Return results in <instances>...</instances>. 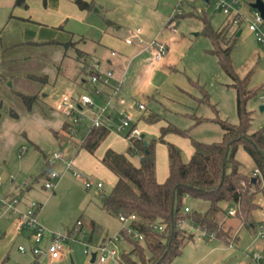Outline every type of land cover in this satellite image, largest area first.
<instances>
[{"label": "rangeland", "instance_id": "1", "mask_svg": "<svg viewBox=\"0 0 264 264\" xmlns=\"http://www.w3.org/2000/svg\"><path fill=\"white\" fill-rule=\"evenodd\" d=\"M8 1L0 0V193L11 183L22 186L28 184L31 178L47 169L48 155L65 149V145L59 143L48 126V119L58 118L53 105L62 92L72 90L74 93H87L94 100V106L105 97L101 94L100 99L95 98L88 73H79L77 79H84L83 85L78 83L76 86L69 79L74 73L78 74L79 68L74 48H68L57 73V59L62 55L63 40L50 37L49 30L39 21L26 20L29 25L26 26L25 34L23 18L9 15L12 5ZM88 1L94 5L84 11L83 17L77 18L71 14L64 21L66 28L61 24L57 27L61 31L65 28L74 32V38L77 34L84 36L82 48L97 57L110 56V51L114 50V58H123V67L119 71L113 70L111 82L117 84L121 79V95L128 101L145 103L144 109H132L134 117L138 119V126L145 128V139L156 137L159 129L168 124L186 130L189 136L170 132L166 135L168 139H165H172V143L182 149V156L186 159L190 147L189 137L204 142L221 139L223 130L213 118L238 122L236 91L231 85L233 80L218 64L216 55L211 51L212 41L202 31V21L196 15L203 10L210 17L212 27L217 28L223 18L229 16L217 9L213 2L207 4L203 0H192L198 13L178 16L174 21V29H171L172 23L167 22V13L175 0ZM253 1L238 0L237 5L246 17H251L254 11L250 6ZM181 6L185 8L182 3ZM136 28L140 29L143 42L126 44L124 39L133 38ZM261 30L264 34V22ZM101 37H108V41L105 44L98 43ZM152 41L156 44L150 47ZM158 44L165 46L160 59L155 58V47ZM230 60L233 71L240 78L247 77V87L253 90L246 103V108L251 110L250 130H264V107L260 108L264 105V99H259L264 95V45L248 30L246 22H243L241 33L235 38ZM102 66L104 63L100 62V68ZM55 74V82L44 84L36 78L43 75L53 77ZM41 93H47L44 101L34 102L29 107L21 96ZM11 109L17 113L16 117L11 115ZM116 114L107 122L109 134L94 153L82 148L74 160L82 174L92 180H101L103 187L86 188L81 177L73 175L71 169H66L54 189L42 186L44 178L41 175L30 189L16 194L24 201L40 200L42 206L37 216L39 222L49 232L67 235L61 242L62 254L53 259L40 258L38 264H96L94 260L91 261L93 249L88 247L89 253H85L84 243H97L105 235L120 232L122 224L118 217L101 206V195L110 191L114 176L109 169L97 163V158L110 138L117 140V145L125 143L115 135L118 122ZM146 116L156 120L147 123L143 119ZM196 117H204L206 120L196 122ZM88 121L89 115L84 122ZM76 142L80 143L78 138ZM235 157L240 162V170L251 176L254 163L241 145L237 147ZM163 159L165 166L167 159L165 156ZM57 163L55 169L62 172L63 161ZM258 200L261 207L257 209V217L262 218L264 197ZM186 205L190 209L204 210L208 202L192 198L186 201ZM77 220L84 221V229L87 231L83 241L78 232H72ZM91 220L94 221L93 230ZM260 221L256 222V232ZM181 226L193 232V239L186 242L181 252L170 262L160 264H260L263 261L262 258L254 260L250 255L257 250L263 253L264 237L258 236L253 240L254 233L244 234L245 227L240 228L238 233L243 242H239L238 246L236 243L228 246L222 239L208 237V233L202 235L198 228L191 230L194 225L189 222ZM11 227V218L0 209V264H28L29 254L17 251L19 238L11 239L9 233L8 236L3 233ZM48 238L49 234L44 240ZM20 242L26 243L23 240ZM128 242H119L121 249L125 244L126 251H129L134 244L130 240ZM143 250L145 256H148L147 249ZM130 257L138 260L136 252L131 253ZM121 259V256L118 260L107 258L103 264H119Z\"/></svg>", "mask_w": 264, "mask_h": 264}, {"label": "trees", "instance_id": "2", "mask_svg": "<svg viewBox=\"0 0 264 264\" xmlns=\"http://www.w3.org/2000/svg\"><path fill=\"white\" fill-rule=\"evenodd\" d=\"M82 9H88L90 2L74 0ZM18 5H24V0H15ZM202 20V31L212 41L211 51L216 55L218 64L232 78L231 85L235 88L237 123L227 120L217 121L222 130V137L218 141L204 142L190 138L192 152L188 159L182 156L181 148L176 144L166 141L163 137L167 132H175L189 136L188 132L168 124L160 128V134L149 140L133 138L128 141L125 152L112 148L105 149L100 158L101 163L116 176V181L110 191L101 195V206L109 213L136 216L134 227L143 233L142 241L127 238L124 231L120 232L133 243V247L124 252L119 264H160L170 262L181 252L186 242L193 239V232L187 231L180 222L187 220L206 233L213 234L225 242L231 239L230 229L218 215L222 214L223 204H234V214L243 225L248 226L255 222L254 212L261 207L257 202V194L264 191V130H250L251 110L246 108L247 100L253 90L247 87V77L240 78L232 69L230 52L234 45L236 34L226 22L219 28H213L208 17L198 14ZM74 45L72 40L64 42V47ZM78 50V55L82 57ZM82 58V61H85ZM87 61L82 64V71L92 72ZM44 82L46 76H36ZM1 80V76H0ZM206 95V94H205ZM27 107L38 100L39 94H21ZM1 107V98H0ZM16 116L14 110H10ZM1 115V113H0ZM145 120H150L146 116ZM206 120L196 117V122ZM64 139L68 140L73 148H84L94 153L102 140L109 133L105 125L91 127L89 130L77 128L69 132L64 123ZM60 135V134H59ZM79 142L77 144L76 139ZM163 142L167 148L168 175L162 182L155 176V144ZM241 145L253 160L257 169L256 180L240 170V162L235 157L237 147ZM138 157V165L134 164L129 156ZM48 162V161H47ZM55 164V163H53ZM52 163H47V169L39 176L31 178L20 190L30 188L42 175L45 179L47 173L53 168ZM43 186V184H42ZM201 199L208 202L203 210L189 208L184 211L187 199ZM189 207V206H188ZM84 224V221L81 220ZM161 224V230H154V224ZM93 229V224H90ZM91 229V230H92ZM144 248L149 255L145 256ZM136 252L138 260L132 259L130 254ZM264 256V251H263ZM29 264H35V260Z\"/></svg>", "mask_w": 264, "mask_h": 264}, {"label": "built area", "instance_id": "3", "mask_svg": "<svg viewBox=\"0 0 264 264\" xmlns=\"http://www.w3.org/2000/svg\"><path fill=\"white\" fill-rule=\"evenodd\" d=\"M208 3L209 0H203ZM182 0H179L181 4ZM215 7L220 9L223 14L229 16L228 22L230 23V29L232 27L238 26L241 22H246L248 30L252 31L256 39L262 42L264 45V34L261 30V26L264 22V18L261 16L258 10L254 9L251 17H246L245 14L238 7V0H212ZM183 12L180 6L172 9L167 17V22L171 24V29L175 27L176 18ZM136 34L135 41L137 43H142L143 39L140 36V29L136 28L134 30ZM134 40L132 38H126V43H132ZM156 43L152 41L149 46L153 47ZM165 46L163 44H158L155 47V58L160 59L161 54L164 51ZM113 53V52H112ZM92 72L89 73V81L93 86V93L95 96L100 98L103 94L105 97L98 102L95 106L94 100L87 93H79L74 95L73 93L63 92L56 99L54 107L60 112L67 124V129L69 132H74L77 128L83 130H89L91 127H96L100 125L107 126V118H109L110 113H117L118 122L115 125V131L122 134L123 138L127 141L136 138H142V131L138 126L137 119L133 115L132 109H144L145 104L138 101H128L124 96L121 95V84L122 80L119 79L118 83L115 84L111 82L113 77V71L110 68H100V62L98 60H93L88 65ZM99 84L100 86H97ZM260 100L264 99V95L259 97ZM89 115V121L85 123L86 116ZM49 163H57L59 160L63 161L66 168L72 170L73 175L81 177L83 184L86 188H91L95 186L100 188L103 186L101 181H95L88 176L82 174L78 170L73 162L72 157H65L62 151H55L50 156L47 157ZM257 172V169L254 171ZM62 172H59L54 167L50 169L47 173V177L43 181V187L54 189L57 180L61 177ZM2 182V177L0 176V186ZM41 204L37 200H31L28 202L26 207L21 206V199L16 195L10 193H0V209H3L11 218L12 221V233L15 236H21L24 238L26 243H17V251L21 254H29L33 257V260L48 257L49 259L58 258L63 252V246L61 244L62 240L67 238V235L61 233L49 232L38 220V212ZM189 207L185 206L184 211H188ZM234 209L229 208L228 213L234 214ZM118 219L122 224L121 229L124 231L127 238L133 240L142 241L144 235L137 228L134 227L133 223L136 222V216L134 214L124 215L118 214ZM188 222L181 221L180 225ZM191 230L195 228L200 229L197 226H192ZM154 230H161V224H154ZM201 230V229H200ZM73 231L78 232L81 235V241L83 237L87 234L84 229V225L81 220H77L73 227ZM202 235L206 234L204 230H201ZM49 234L47 241L44 240L45 236ZM209 237H213V234H206ZM257 236L264 237V224H259ZM121 232L116 234L105 236L101 241L97 243H84V252L89 253L88 247L92 248L94 253V261L96 264H103L107 258L119 259L121 249L119 242L128 240ZM232 246L231 243L228 244ZM91 254V255H92ZM252 258L254 260H259L262 258L260 264H264L263 253L253 252Z\"/></svg>", "mask_w": 264, "mask_h": 264}, {"label": "crops", "instance_id": "4", "mask_svg": "<svg viewBox=\"0 0 264 264\" xmlns=\"http://www.w3.org/2000/svg\"><path fill=\"white\" fill-rule=\"evenodd\" d=\"M25 1V4L24 5H18V4H16L15 3V0H9L8 2V4H10V5H12V10H10V13H9V15L10 16H18V17H21V18H23V22H22V24H23V26H24V28H23V32H25V34H26V26H28L29 24L27 23L28 21H26V20H32V22L33 21H39L38 23H40V22H42L41 23V25H43L44 27H46L48 30H49V36L50 37H53V38H59V39H61V40H63L62 42H66V41H68V40H72L73 41V43H74V45H70V46H68L67 48L66 47H64V45H63V51H62V55L59 57V59H57V61L59 60V62H58V64L56 65V72L58 73L59 72V66L61 65V63H62V60H63V58L66 56V52H67V50H68V48H74V51H75V53H76V59H77V61H78V64H79V68H78V74L76 75V73H74L69 79L72 81V83L73 84H75L76 86L78 85V83L80 84H84V79H82V81H79L77 78H78V76H79V73L80 72H84V71H82V64H83V62H85V61H87L88 63H90L91 61H93V60H98L99 62H103L104 63V66H102V68H110L112 71L113 70H117V71H119V70H121L122 69V64H123V62H124V60H123V58L121 59H119V58H114L113 56H115V54H116V52L114 51V50H111L110 51V56L109 55H107L106 57H97L96 55H94L93 53H90L89 51H87L86 49H84V48H82V46H81V43L82 42H85V38H84V36H82V35H76V38H74V32H71L69 29H65L66 28V26H65V23H64V21L68 18V16H72L71 14H73L75 17H77V18H80V17H83V15H84V11H86L87 9H82V8H80L77 4H76V2L74 1V0H24ZM74 3H73V2ZM86 1H88V0H86ZM176 2L172 5V8H171V10H170V12L172 11V9L173 8H175V7H177V6H180L181 8H182V6H181V4H179V0H175ZM264 1V0H263ZM89 2V1H88ZM182 5H184V9L182 8V10H183V12L179 15V16H183V15H185V14H189V15H194L195 14V12L196 13H198V11H196V9L194 8V6H193V4H192V0H182ZM205 3H206V1H205ZM210 3H212V0H209L208 1V3L207 4H210ZM94 4L92 3V4H90V7H92ZM77 7V8H76ZM89 7V8H90ZM88 8V9H89ZM186 11H188V12H186ZM169 12V13H170ZM199 12H202L201 14H204L206 17H208L207 16V14L203 11V10H201V11H199ZM169 13H167L168 15H169ZM197 16H198V14H196ZM49 16H52V19H49ZM168 17V16H167ZM208 19H209V22H210V17H208ZM41 20V21H40ZM202 21V20H201ZM45 22V23H44ZM226 22H228V18H223V20H222V22L220 23V25L217 27V28H219V27H221L223 24H225ZM59 24H61V26L63 27H65L62 31L60 30V29H58V25ZM211 24V23H210ZM243 25V22L242 23H239L238 24V26H234V27H232V30H234V32H235V34H236V36H238L240 33H241V26ZM48 26V27H47ZM214 28V27H213ZM216 29V28H215ZM47 30V31H48ZM134 33V32H133ZM126 38H132V37H126ZM125 38V39H126ZM135 38H136V34L134 33V35H133V42L132 43H126L125 42V39H124V42L126 43V44H133L134 42H136L135 41ZM108 41V37H106L105 39H103V37H101L99 40H98V43H100V44H105V42H107ZM111 41V40H110ZM139 44V43H138ZM105 46V45H104ZM148 47V46H147ZM151 47V46H150ZM78 50L79 51H81L82 52V57L81 56H79L78 55ZM113 52V53H112ZM136 53V52H135ZM134 54V53H133ZM125 55V54H124ZM82 58H85L86 60L85 61H82ZM89 74V73H88ZM122 77H123V74H122ZM122 77H120V78H122ZM72 78V79H71ZM50 81H53V82H55L56 81V74H55V76H53V77H46V80L44 81V82H42L41 81V83H50ZM1 82V81H0ZM90 82V81H89ZM91 84V83H90ZM92 85V84H91ZM75 89V88H74ZM64 92H68V91H64ZM63 93V92H62ZM69 93H73L74 95H78L79 93H74V92H72V90L69 92ZM42 94V95H41ZM40 95V97L38 98V100L37 101H35V102H43L44 101V97L46 96V94L47 93H41ZM94 94V93H93ZM94 96H95V94H94ZM58 98V97H57ZM56 98V99H57ZM95 98H97V99H100L99 97H97V96H95ZM56 101V100H55ZM100 101H101V99H100ZM99 101V102H100ZM143 103V102H142ZM54 104H55V102H54ZM145 104V103H144ZM53 109H55V107H54V105H53ZM55 111V113H56V115H58V118L57 119H48V123H49V128L51 129V131H52V133H53V135L59 140V143L60 144H62V145H65V149L62 151L63 152V154L65 155V157H72L73 158V162H74V160H75V156L79 153V151L82 149H78L77 151H75L76 149L75 148H73V146L72 145H70L69 144V142H68V140H65L64 139V136L63 135H65L63 132V129H62V127H63V125H64V123H65V118H64V116L60 113V112H58L56 109L54 110ZM12 115V114H11ZM117 115V114H116ZM16 116H17V113H16ZM16 116H14V117H16ZM114 112H112V113H110V115H109V118H107L108 120H107V122H109L110 120H112L113 118H114ZM142 117V116H141ZM143 119H145V118H143ZM138 120V119H137ZM152 120V119H151ZM147 123H150V122H154V121H148V120H145ZM107 122H106V124H107ZM146 123V124H147ZM140 129H141V131H142V134H143V137H144V132H145V128L143 129L142 127H139ZM168 133H170V132H167L165 135H164V139H168V137H166V135L168 134ZM60 134V135H59ZM109 134V133H108ZM107 134V135H108ZM159 134H160V129H159V131H158V133H157V136H159ZM115 135H117V137L120 139V140H122V141H124L125 143L124 144H120V145H117V140L115 141V139H113V138H110L108 141H107V143H106V146H105V148L103 149V151L101 152V155L97 158V163H100L101 165H103L102 163H101V161H100V158H101V156L103 155V153H104V151H105V149H107V148H112V149H114V150H116V151H120V152H125L126 151V148H127V145H128V141L126 140V139H124L123 138V136H120V135H118L117 133L115 134ZM156 136V137H157ZM107 137V136H106ZM145 140H147V139H145ZM171 142H172V139H169ZM116 144V145H115ZM190 147L188 148V154H187V158L186 159H188L189 158V156H190V154H191V152H192V146H191V144L189 145ZM181 151H182V149H181ZM48 156H50V155H48ZM47 156V157H48ZM155 156H156V162H155V176H156V180L158 181V182H162L165 178H166V176L168 175V156H167V148H166V145H165V143H163V142H156V144H155ZM165 156V158L167 159V162H166V165L164 166V164H163V161H164V159H163V157ZM129 158L132 160V162L134 163V164H136V165H138V157L136 156V155H134V156H129ZM165 159V160H166ZM93 161V160H92ZM94 163V162H93ZM56 164H58V163H55V164H53L54 166V168H55V166H56ZM75 164V163H74ZM76 166V165H75ZM104 166V165H103ZM105 168H107L106 166H104ZM165 167V168H164ZM76 168H77V166H76ZM66 169H69V168H66L65 167V165H64V167H63V170H62V173H63V171L64 170H66ZM78 169V168H77ZM108 169V168H107ZM79 170V169H78ZM72 171V170H71ZM255 171V167L253 168V170H252V172L250 173V174H252L251 175V177L253 178H255L256 177V173L254 172ZM112 172V171H111ZM113 176H114V181H113V183L116 181V176L114 175V173H113ZM255 180H256V178H255ZM95 181H98V180H95ZM99 181H101V180H99ZM11 182H13L12 181V178H11ZM25 182H26V180H25ZM24 182V183H25ZM102 182V181H101ZM22 187V185L21 184H16V185H13L12 183L7 187V189L6 190H4V192L3 193H10V194H12V195H19L21 192L22 193H24L26 190H28V189H30V188H27V189H24V190H20V188ZM103 187V186H102ZM101 188V187H100ZM20 192V193H19ZM16 195V196H17ZM263 197H264V191H263V193H261V192H259L258 194H257V202L259 201L258 199H263ZM187 200H189V199H187ZM31 201V200H30ZM29 200H26V201H24L23 199H21V206L24 208V207H26L27 206V204H28V202H30ZM37 201H39L40 202V204H41V206H42V202L40 201V200H37ZM259 203V202H258ZM260 204V203H259ZM261 205V204H260ZM233 208L234 209V204H230V203H228V204H223V206H222V208H223V210H222V215L220 216V219L221 220H223L224 221V224H225V226L226 227H228L229 229H230V234H231V238H233V239H230V241L228 242V244L229 243H231L233 246L235 245V243H236V245L238 246L239 245V242H241L242 241V239H241V237H239L238 236V233H239V229L240 228H243V227H245L246 228V232H244V234L245 233H247L248 234V232H249V234H252V233H254L253 235V240H255L256 239V237H258L257 236V232H256V222L258 221V220H261L260 221V223L259 224H262V222H264V215H263V217L262 218H258L257 216H258V214H257V210L254 212V216H255V222H252V223H250L248 226H246V225H243V223L241 222V220L238 218V217H236V215L235 214H229L228 213V209L229 208ZM262 207H264V204H263V206ZM41 208V207H40ZM40 210V209H39ZM263 214H264V211H263ZM257 217V218H256ZM90 224H94V221L93 220H91L90 221ZM11 225H12V221H11ZM259 226V225H258ZM92 229V228H91ZM93 230V229H92ZM255 230V231H254ZM5 235L7 234V236H8V233H9V237L11 236V239L12 238H14V239H16V238H19V241L17 242V243H22V242H20L21 240H23V241H25L24 240V238L23 237H21V236H15V235H13V233H12V227L9 229L8 228V230L7 231H4L3 232ZM105 236H108V235H105ZM104 236V237H105ZM208 236V235H207ZM209 237V236H208ZM122 242H124V243H126L127 244V242H128V240H126V241H122ZM243 242V241H242ZM129 243V242H128ZM238 243V244H237ZM124 245L125 244H123V250H124V252H126V245H125V248H124ZM229 246V245H228ZM253 252H258V253H262V252H260L259 250H257V251H252V253ZM252 253H251V258H252ZM30 256V255H29ZM91 257H92V255H91ZM253 259V258H252ZM94 260V259H93ZM30 262L29 263H31V262H33V257L32 256H30V260H29ZM28 263V264H29ZM39 263V259H35V264H38Z\"/></svg>", "mask_w": 264, "mask_h": 264}, {"label": "water", "instance_id": "5", "mask_svg": "<svg viewBox=\"0 0 264 264\" xmlns=\"http://www.w3.org/2000/svg\"><path fill=\"white\" fill-rule=\"evenodd\" d=\"M250 6L258 10L261 16L264 18V1L263 0H254L250 3ZM264 105H261L260 108H263ZM252 181H255V178H252ZM94 253L92 254L91 261L94 259Z\"/></svg>", "mask_w": 264, "mask_h": 264}]
</instances>
